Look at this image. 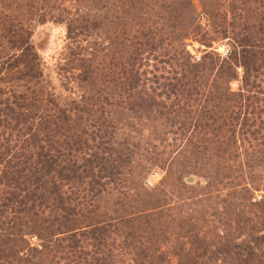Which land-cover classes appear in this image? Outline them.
I'll return each instance as SVG.
<instances>
[{
    "label": "trees",
    "instance_id": "16d2710c",
    "mask_svg": "<svg viewBox=\"0 0 264 264\" xmlns=\"http://www.w3.org/2000/svg\"><path fill=\"white\" fill-rule=\"evenodd\" d=\"M15 1L11 0L8 7ZM17 1L20 14L6 17L5 35L11 47L20 50L19 61L26 72L31 69L30 62L39 59L31 51L24 27V21L35 16L31 5L34 0ZM57 2L59 18L67 21L69 35L100 29L99 21L90 17L91 10L100 15L105 12V20L111 19L114 27L117 50L106 64L96 62L94 54L78 60L74 53L68 71L81 87L80 94L62 103L53 94L46 95L43 104L39 90L35 115L29 111L13 115L17 122L11 130L19 132V128L14 129L21 124V132L17 144L11 147L7 139V148L0 152V217L7 224L19 222L21 231L26 232L16 237L21 246L10 243L9 238L3 242L8 246L0 250V264H117V258L129 248L126 238L133 237L121 235L123 253L117 254V226L134 220L147 225L145 235L137 231L136 237L140 242L147 236L145 243L149 246L139 243L136 257L122 264H172L173 260L175 264H223L226 257L232 264H264V194L258 200L250 190H242L240 200L246 203L241 210L250 224L244 225L247 238L243 241L229 239L223 245L209 247L204 238L188 230L187 221L175 218L169 221L171 227L186 229L194 250L183 252L173 246L164 251L165 228L154 226V220H160L159 214L168 209L165 196L163 191L143 190L141 176L133 166L136 157L158 161L166 148L175 145L179 152L186 147L196 152L199 145L194 133L199 127L211 126L216 132L226 128L236 140L241 115L259 112L248 101L249 89L264 94L259 90L264 81V14L258 15L257 25L244 23L238 28L225 59L207 52L196 62L182 46L181 23L189 0L178 2V8L165 7L169 12L163 23L150 22L147 13L145 18L140 17L134 0H92L87 13L71 7L77 6L78 0ZM50 14L45 11L38 19L43 22ZM163 24H169L168 31L162 30ZM150 61L154 69L147 72L143 66ZM158 63L169 64V70L156 75ZM238 68L242 70V88L234 92L230 83L237 80ZM35 71L30 78L42 90V70L39 67ZM202 106L208 107L202 113L212 124L199 126L197 109ZM26 108L31 109V104L26 103ZM127 113L151 125L152 132L145 140L117 139L118 124ZM213 120L218 122L214 128ZM244 127L241 123L239 136L248 133ZM220 153V160H225V152ZM128 191H133L136 198L130 214L117 215L116 204L110 211L102 210L107 197L117 203V194L127 199ZM27 238L37 239L38 244L30 247Z\"/></svg>",
    "mask_w": 264,
    "mask_h": 264
},
{
    "label": "rangeland",
    "instance_id": "374dc122",
    "mask_svg": "<svg viewBox=\"0 0 264 264\" xmlns=\"http://www.w3.org/2000/svg\"><path fill=\"white\" fill-rule=\"evenodd\" d=\"M10 1L0 0V152L7 148L5 145L7 139L10 140L8 145L11 147L14 146V142L17 144L16 138L21 132V124L14 129L19 128V132H12V126L17 122L13 115L27 111L36 114L39 90L43 93V104L47 99L46 95L53 94L58 103H62L63 100L68 101L80 94L81 87H78L68 71V63L74 53L78 60L94 54L96 62L98 60L106 64L113 51L117 50L114 27L109 23L111 19L105 20L108 18L105 12L100 15L98 11L91 10L92 0H78V5L71 7L84 13L91 10L90 17L99 21L100 29L77 31L70 35L67 31V21L63 16L59 18L58 2L55 4V0H44L45 3L42 4L40 2L42 0H34L31 5L34 6L32 10L35 16L24 21V27L28 29L29 36L26 35V38L31 51L39 59L30 62L31 69L25 72L26 68H23L21 60L19 61L20 50L12 48L9 37L5 35L6 17L11 13L20 14L16 6L18 1L16 0L9 8ZM134 1L140 17L145 18L144 15L147 13L150 22L157 23L160 20L163 23L165 17L167 18L165 13L169 12L165 7L178 8V2L182 3L184 0ZM189 4L190 7L185 9V17L182 18L181 23L184 28L182 46L196 62H199L207 52L215 54L220 58L219 60L225 59L231 51L233 34L238 32V28L244 23L250 26L257 25L260 22L259 14H264V0H189ZM242 9L244 14H241ZM45 11L52 15L44 16L45 20L42 22L38 16ZM110 14L112 16L111 12ZM162 26L164 27L162 30L168 31L169 24ZM223 48L228 50L226 57L220 53ZM152 64L153 61H150L148 66H143V70L149 72L154 69ZM156 66L158 70L154 71L158 76L169 70V64L166 63H158ZM39 67L43 73L42 90L37 81L30 78ZM24 72L27 74L26 77L23 75ZM237 72V80L230 83V88L234 92L242 88V70L238 68ZM249 90L251 91L248 101L257 107L259 112L248 116L241 115L236 140L230 137L226 128L216 132L211 126H203L197 128L194 133L199 145L196 152L192 151L191 147L179 152L178 145L176 147L174 144V147L165 149L162 159L154 158L158 161L150 162L147 161L148 157L145 159L144 156L142 159L136 157L133 166L141 176L139 185L148 192L163 191L167 203L165 207L168 208L167 211L163 209L159 214L160 220L156 218L154 220V226L165 228L167 239L162 243V250H171L173 246L176 249L181 248L183 252L194 250L192 239L188 238L190 233L187 234L186 229L178 231L171 227L169 221L175 218L187 221L188 230L204 238L209 247H218L229 239L241 242L247 238V227L244 225L250 224L246 221V214L241 210L242 205L246 203L245 200H240L243 196L242 190H250L258 200V196L264 194V94L251 88ZM259 90L264 93V81L261 82ZM26 103L31 104V109L27 110ZM20 105L24 110L19 109ZM203 108L208 107L202 106L197 109L199 126L212 124L202 113ZM219 115L220 113L218 117ZM123 117L116 131L117 139L136 137L145 140L152 132L151 125L149 126L144 120H138L128 113ZM33 119L35 120L34 116ZM241 123L245 124L244 128L248 131L243 136L238 134ZM213 124L214 128L218 122L213 120ZM3 125H8L9 127L6 126L8 129ZM221 150L225 152V160H220ZM2 166L1 164L0 177ZM1 189L0 187V198ZM132 192L128 191L127 199L117 194V203L115 198L107 197L106 202H102V210L110 211L113 204H116L119 210L117 215L130 214L136 206V198L132 196ZM5 215L8 216L7 213ZM224 222L227 224L222 227ZM18 223L16 221L7 224V220L3 216L0 217V250L7 248L8 245L4 243L8 238L10 243L21 246L16 237L26 231L25 229L21 231ZM146 228L145 222L139 220L117 226V254L123 253L122 236L129 234L135 236V239L126 238L129 248L125 250L127 252L125 255L117 258V264L134 259L135 250L140 247L139 243H142L141 247L149 246V243H145L147 236H144L145 238L140 242L136 237L137 231H142L145 235ZM27 239L30 247L38 244L35 238ZM218 263L222 262L218 261ZM172 264H175V260ZM223 264H232V262L226 257Z\"/></svg>",
    "mask_w": 264,
    "mask_h": 264
},
{
    "label": "built area",
    "instance_id": "2783aa9c",
    "mask_svg": "<svg viewBox=\"0 0 264 264\" xmlns=\"http://www.w3.org/2000/svg\"><path fill=\"white\" fill-rule=\"evenodd\" d=\"M220 53H221L223 56L226 57V55L228 54V50H227L226 48H223V49L220 51ZM258 198H259V196H258Z\"/></svg>",
    "mask_w": 264,
    "mask_h": 264
}]
</instances>
